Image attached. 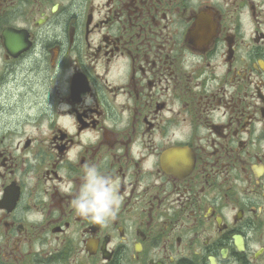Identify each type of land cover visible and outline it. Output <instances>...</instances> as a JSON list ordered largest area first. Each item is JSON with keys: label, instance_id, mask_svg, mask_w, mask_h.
<instances>
[{"label": "flooded vegetation", "instance_id": "flooded-vegetation-1", "mask_svg": "<svg viewBox=\"0 0 264 264\" xmlns=\"http://www.w3.org/2000/svg\"><path fill=\"white\" fill-rule=\"evenodd\" d=\"M0 264H264V0H0Z\"/></svg>", "mask_w": 264, "mask_h": 264}, {"label": "clouds", "instance_id": "clouds-1", "mask_svg": "<svg viewBox=\"0 0 264 264\" xmlns=\"http://www.w3.org/2000/svg\"><path fill=\"white\" fill-rule=\"evenodd\" d=\"M65 192L70 191L68 187ZM120 196L117 182L95 165H85L79 190L71 201L73 211L96 224L106 225L119 211Z\"/></svg>", "mask_w": 264, "mask_h": 264}]
</instances>
